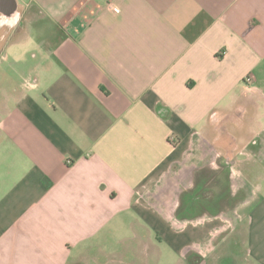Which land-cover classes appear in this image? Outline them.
I'll list each match as a JSON object with an SVG mask.
<instances>
[{
    "label": "crops",
    "instance_id": "crops-1",
    "mask_svg": "<svg viewBox=\"0 0 264 264\" xmlns=\"http://www.w3.org/2000/svg\"><path fill=\"white\" fill-rule=\"evenodd\" d=\"M116 5L0 1V264L193 261L241 216L264 263V0Z\"/></svg>",
    "mask_w": 264,
    "mask_h": 264
},
{
    "label": "rangeland",
    "instance_id": "rangeland-1",
    "mask_svg": "<svg viewBox=\"0 0 264 264\" xmlns=\"http://www.w3.org/2000/svg\"><path fill=\"white\" fill-rule=\"evenodd\" d=\"M22 42H25L24 40H21ZM17 44H23V43H17ZM11 58L5 59L3 56L0 57V64H3L5 62H9ZM11 62V61H10ZM220 179V177H219ZM218 177L217 179L213 180L212 183V190L213 194H215V197H212V199H205V195L208 194V191L204 190H209V188L206 187V183L204 180L202 189L197 195V202L196 206L194 208V213L196 216L201 218V222H203V218H213L217 215L221 216L222 214L220 213V210L222 208L225 209L227 205L231 207V205H235L239 200L242 199V197H237L233 198L232 204L230 198L227 196H224L226 193L224 185H222L223 190L220 191V185H218L219 181ZM262 185H264V180H262ZM264 195V192H263ZM230 202V203H229ZM223 214V218L226 217ZM180 216V213H179ZM243 224L241 225L242 227L237 229L234 233V237L228 238L227 242H223L222 244H218L219 247L216 248L215 245L211 246V244H204L202 246H198L197 249L198 253H194L197 255L196 257L198 259H202L203 261L201 264H230L229 259L234 257L235 258V263L234 264H264L262 261L257 259V256L254 254H251L248 250L251 249V241L249 243V237H247V233L249 231V228L247 226L248 220H244V218L241 216L238 218V220H241ZM199 222V223H201ZM247 223V224H246ZM204 224V223H203ZM228 228H221L219 229L220 236L218 237H224L226 234L233 232L232 230H227ZM238 233V234H237ZM156 235V232H155ZM219 241H222V238H220ZM153 251L151 256L148 258V261H141L140 256L139 259L136 260L135 262H132L131 264H193L191 261L190 257L191 255H187L185 259V256L182 254H178L174 248H172L171 245L167 244L164 242V240L160 239H153ZM193 254V253H192ZM192 255L193 257L195 255ZM200 257V258H199ZM128 264V262H127Z\"/></svg>",
    "mask_w": 264,
    "mask_h": 264
},
{
    "label": "built area",
    "instance_id": "built-area-1",
    "mask_svg": "<svg viewBox=\"0 0 264 264\" xmlns=\"http://www.w3.org/2000/svg\"><path fill=\"white\" fill-rule=\"evenodd\" d=\"M106 5L109 8V10H111L112 12L117 13V14L120 13V9L116 5V0H106ZM247 80L251 81L252 78H248Z\"/></svg>",
    "mask_w": 264,
    "mask_h": 264
},
{
    "label": "water",
    "instance_id": "water-1",
    "mask_svg": "<svg viewBox=\"0 0 264 264\" xmlns=\"http://www.w3.org/2000/svg\"><path fill=\"white\" fill-rule=\"evenodd\" d=\"M3 1L5 5L9 8V11L6 14H13L16 9V0H0Z\"/></svg>",
    "mask_w": 264,
    "mask_h": 264
},
{
    "label": "flooded vegetation",
    "instance_id": "flooded-vegetation-1",
    "mask_svg": "<svg viewBox=\"0 0 264 264\" xmlns=\"http://www.w3.org/2000/svg\"><path fill=\"white\" fill-rule=\"evenodd\" d=\"M201 262H202V260L200 259H198V260H196V259H193V264H201Z\"/></svg>",
    "mask_w": 264,
    "mask_h": 264
},
{
    "label": "trees",
    "instance_id": "trees-1",
    "mask_svg": "<svg viewBox=\"0 0 264 264\" xmlns=\"http://www.w3.org/2000/svg\"><path fill=\"white\" fill-rule=\"evenodd\" d=\"M193 262V261H192Z\"/></svg>",
    "mask_w": 264,
    "mask_h": 264
}]
</instances>
